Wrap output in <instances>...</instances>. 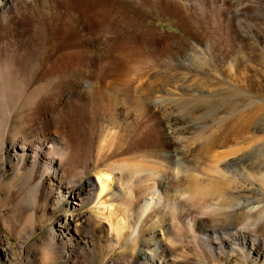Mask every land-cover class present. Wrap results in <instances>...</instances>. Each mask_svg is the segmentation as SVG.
I'll return each mask as SVG.
<instances>
[{
  "label": "rangeland",
  "instance_id": "374dc122",
  "mask_svg": "<svg viewBox=\"0 0 264 264\" xmlns=\"http://www.w3.org/2000/svg\"><path fill=\"white\" fill-rule=\"evenodd\" d=\"M101 1L102 0H95V1L94 0H62V1L61 0H36V1L28 0L27 2L29 6H27V8L23 7L20 9L21 10L19 14L20 19L18 20L17 28H15L14 25L12 26L10 22L4 23L0 28V52L2 53V54L0 53L1 54L0 55V129L3 130V133L1 135L2 138L0 137V157L2 155L1 157L2 159L0 158V162H1L0 163V264H110V262L113 259H117L118 264H140V262H138L137 259H133V256H131L132 258L130 257L131 252L136 251L139 248V246L142 244L140 239L133 240L131 243L132 246L130 245V248H129V244H128V247L125 248L124 237L121 238V241H122L121 244L116 245V242H115L116 238H115L114 232L108 231V220H107L108 217L107 216L110 214L109 211L113 209L112 205H115L117 209L119 208L118 210L117 209L112 210L113 216H117V218L122 217L126 219L128 210L131 208L129 207V203H128L129 201L128 198L130 197V195L124 192L125 193L124 196L126 197L124 196H122L123 198L118 197L115 199L116 201L114 202L112 201V198L110 197L109 194H103V196H101V199L97 201V194H96L95 188L98 186L99 181H98V174L95 173V170H96L95 167L96 165H98V163L99 165H104L107 163H118V164L120 163V166L116 169L115 173H113L114 175L111 173L110 176L111 178L117 177L119 179L122 178L121 180L123 179L125 180V177L123 176H126V173H124V171L128 167H130L129 166L130 164L132 165V162H134L133 163L134 165L138 163L139 165H142V163H144L138 158L135 159L134 157L135 153L133 151L135 150L137 151V149L140 150L142 148H147L148 146L150 147L152 146V144L157 145V139L154 138L155 133L152 128H147L145 130L136 129L134 130V132L133 131L131 132L132 134L129 133L130 136L127 135L126 138L124 137L121 140V143L110 146V144L107 143L109 141L106 140L107 141L106 142L104 140L105 139L104 135H102L103 134L102 129H104V127H103V124L101 125V120L96 110L92 108L89 105V103H85L83 106L81 105L82 107H80V105L76 103H73V102L70 103L66 112H64L65 115L63 113L62 117L59 116V118L62 121V123L67 127L68 132L70 131L69 135H70V140L72 141V144L75 143L74 145L75 146L77 145V146L76 147L74 146L75 147L74 148L75 157L72 163L68 165L69 168L67 167V169L69 171L66 170L65 175L62 177V182L64 186L76 185L79 183L78 178L82 175H85L87 177H90L92 188H94V190L91 191V196L89 200H84L82 202V205L80 206H78V204H75L73 205L71 209L65 210V211L62 210L63 206H60L61 205L60 203L56 204V202L54 201V199L51 197V195L48 192L45 193V192L39 191L36 193L34 189L32 188V186L27 184L24 179L25 174H26L25 170L24 169L18 170L17 165L15 163L16 161L14 160V158H8L7 152H5L4 150V141H6L7 140L6 138L9 137V133H13L15 135L17 134L14 137L18 138V136L21 135V132H23V128L25 126L26 128L28 127L25 121L30 116V114L34 111V108H36V105L38 104V97H41L42 94L49 95L50 92H55L54 89L62 85L64 78L66 76L69 78H72L73 75L80 74V73H86L87 71L86 61H87V58L89 57V50H91L90 49L91 47L89 46L88 41L91 40V38H93L94 36L97 37L100 33H101L100 34L101 36L100 35L99 36L102 37V39H106V38L108 39L107 42L109 41L108 45H110L111 49L113 51L116 49L114 53L115 58H113L114 61H116V66H117L114 72V74L117 75L115 84L117 83L123 84V85L121 84V86L118 85L119 88L126 87L127 82H129L130 85H134V86H136V83L139 84L140 82L139 86L136 88V91L138 93L152 91L153 89L149 90L151 85L160 86L163 89L165 88L160 93H162L168 99L167 102H169V106L177 105L176 107L177 109L182 108V111L184 113L181 112V114H184V116L190 115L191 107H186V106L182 107L183 104H181V102L179 101H176L178 93L188 92V94H185V95L190 96V98H193L195 94L196 95L194 97L198 96L199 94H200L199 96L206 97L208 93L206 92V88H202L203 85H201V83L200 85H201L202 90L200 91L202 93H198L199 91L195 90L196 88H193L194 90L184 89L183 91V87L180 88L179 86L180 84H182L181 83L182 80L181 81L176 80L177 77L174 80H172L170 72H173V71L177 72L178 70L180 71V73L183 72L184 76L186 75L187 71L178 67L180 65L178 57L181 54H183V52L180 51L182 50L183 45L189 44L190 46L194 44L195 46L198 47V49L203 48L205 45H207L214 51V54L216 56L215 58H217V60L215 59L216 66H214L213 68V72L216 75L217 79L214 81V83L216 82L214 86L215 89L213 88L211 90L212 88L211 86L210 88H208L209 90H211V92L214 93V94L212 93V96H214V98L211 99L210 101L211 104L209 100L205 101L206 99L205 97H201L203 98V100H201V98L198 96L199 97L198 99H200L199 102L200 101L201 102L198 104V107H197V113H198L197 115L202 116L205 113H210V112L214 113L216 112V110L220 111L221 109L218 108L217 106V105H220V102H225L228 109L230 111H233L232 113H235V114H237L238 112V114L246 113L245 115H247L251 111L254 112L256 109L260 108L262 109L260 110V115H259L260 127L257 126V124L253 125L250 129L251 133L249 131L248 134L250 136L253 134L259 137L264 135V110H263L264 109V27H263L264 26V0H260V1L245 0L246 2L245 1L243 2V0H221V1L219 0H189L190 2L193 1V4L189 2L191 5H193L192 10L190 11L191 14L190 12L186 13L184 10H182V9H185L184 6L186 5L184 4L186 1H183V0H164V3H163V0H157V1L149 0L150 2L148 0H141L144 3V4L142 3L143 10H141L143 15H141L142 13L140 14V12L138 13L135 12L136 14H139L140 16L138 18L137 15L134 14L135 15L134 17L135 18L137 17V20H138L145 16L143 20L140 19V22L142 21V23L150 24V25L154 24V27H156L158 30L156 32L154 31L155 33L150 32V33H145V35L142 34V37L133 35V37L131 36L132 38L130 39L128 38L129 41L124 44H120V43L117 44V42L115 41L117 40L116 35L114 33V30L111 27H108V29L107 28L105 29V27L103 28V26L101 27V22H102L101 15H103L101 13H103L104 9L111 7V8H108L107 10L115 9V11L118 12L120 11L119 9L120 4L118 5L117 2L113 3L112 1L110 3V0H105V1L103 0L102 1L103 3ZM147 1L149 4H146ZM194 2L196 3V6L194 5L195 4ZM176 3H179V4H176ZM237 3H240V5ZM105 4L106 6H104ZM107 4H110V5H107ZM168 4H169V7H167ZM197 5L198 6L201 5L200 6L201 8H199ZM234 5H236V8H234L235 7ZM185 7H187V5ZM249 8L251 9L250 11H249ZM225 9L228 10L229 12H232L234 14V18H232L230 16V13H228V11H226ZM176 10L180 12H177ZM198 10H200L201 13ZM205 11L207 13L203 14L205 13ZM215 11L217 14L215 13ZM105 12L106 10L104 11V13ZM176 12L178 14H176ZM221 12L223 13V15ZM93 13L95 16L93 15ZM188 16H189V20H188ZM110 17H112L111 19L114 18L113 16H110ZM183 17L185 19L182 22ZM191 17L194 18V20H192ZM196 17L197 18L199 17L198 21ZM229 18H232L235 21V22H232V25L230 24L231 22L229 23L228 21ZM190 19L194 22V24L190 22ZM241 21H244V22L242 23ZM92 23H94V25ZM189 23L190 24L192 23L191 24L192 26H190ZM216 23H219V24H217L216 26ZM235 23L236 24L238 23L239 26L235 25ZM96 24L97 25L100 24L99 28ZM184 24H186L187 26H185ZM241 26L244 30L246 28V29H250L251 31L246 30L244 32L242 28H239ZM217 28L218 30H216ZM237 28L239 31L235 30ZM232 29L234 31H232ZM95 31L97 32L101 31V32L97 33ZM102 32L106 33V34L103 33L105 36L102 34ZM110 33L114 35H111ZM194 33L196 34V36L194 35ZM205 33H207V35ZM238 33L241 35H239ZM199 36L201 38H198ZM103 37H106V38H103ZM110 37L111 38L113 37L114 40L110 39ZM208 37H212V38L208 39ZM216 37H220V38L216 39ZM133 38L134 39L136 38V39L134 40ZM242 38L244 39V41H242L243 40ZM199 39L202 40L203 44L201 43ZM214 41H217L216 42L217 44H215ZM110 43H113V45ZM130 44L131 45L133 44V45L131 46ZM167 44L168 45L170 44V45L168 46ZM220 46H222V48H224L226 51L222 48H221L222 50L219 49L218 47ZM126 48L128 49V52ZM121 51H124V53L122 54ZM222 52H224L223 56L225 57H224L223 62L222 60L219 62L218 58L220 57L219 55H221ZM142 54L144 56L146 54V57H144ZM130 56H132L131 58L132 61L130 60V58L126 59L125 61V58L130 57ZM141 56L143 57L141 58ZM243 57L245 58L243 59ZM148 58L150 61L148 60ZM123 61H124V64L121 63ZM134 61L136 62L138 61L134 65L135 66L137 65L139 67V72L141 69H143L141 70L143 73L140 72L138 75L132 76L131 72L128 71V69L131 70V68L135 67L133 65ZM128 63L129 65H131V68H128L129 67ZM216 63H219V64H216ZM163 64L165 66H162ZM221 64L223 66H221ZM127 65L128 67H126ZM141 65L142 66L145 65V66L141 67ZM223 67H225V69ZM124 69H126V71ZM193 69H196V67H194ZM230 70L232 71V73ZM128 72H130L131 76L129 75ZM126 73L128 75H125ZM180 73L178 75H183ZM67 77L66 79H69ZM128 77L130 78L127 79ZM242 77H246L247 81L245 78H242ZM42 78H44L45 80ZM58 79L61 81H59ZM218 79L220 81L221 79L223 81H226L225 85L218 84L217 83ZM241 79H242V82H241ZM236 83H237V87H236ZM109 84H107L109 85V87L106 85L105 90H104L107 93H111L115 90L114 83L110 82ZM243 84L245 85V87ZM24 87H27V88H24ZM35 87L37 88L34 91V96L29 102L28 90L31 88H35ZM22 91H25L23 92L24 94L22 93ZM241 92L242 93L245 92V93L242 94ZM174 93L175 94L177 93V94L175 95ZM246 93L247 94L249 93L250 95L249 94L245 95ZM19 94H21L22 96ZM219 94L221 95V97L219 96ZM191 95L193 96L191 97ZM215 96H218V97L216 98ZM243 96L245 98H243ZM21 98L23 99V101ZM13 99H16V100L14 101ZM204 101H205V104H204ZM212 101L214 105L212 104ZM258 102L261 107L257 104ZM176 103H178L179 105ZM10 104L11 106H13V108L12 107L10 108ZM200 104H202V106H200ZM204 105L207 107H205ZM204 107L206 108L207 111L205 110ZM4 116L6 117V121L4 120ZM8 118H9V121H8ZM102 138H104L102 142L105 141L106 143L104 148L101 147L103 145H100L102 144V142L100 141ZM261 143L262 144H256L258 146L256 147L257 149L253 147L254 149L250 148L249 151L247 149L244 153L239 155L237 157L238 159L236 160V162L239 163L240 161L248 158L251 152H255V149L257 150V154L259 155V158L261 159V161L264 162V152L262 153L259 152L264 149V141H261ZM104 154L106 155V158ZM107 154H109V156ZM100 155L101 156L104 155V157L101 158ZM53 156H56V154L53 153ZM125 160H127V162ZM87 163L89 164V166ZM86 165L88 166V169H89L88 171H86L87 169ZM200 165H203V164L201 163ZM201 167L202 166H200L199 168L201 169ZM45 169H47L46 171L50 170L48 167H46ZM173 171L177 172L178 166L176 167V170L174 168ZM119 176H121V178ZM211 177L212 176L206 177V176H201V175L198 176L193 173H187L184 176L183 181L188 191L191 194L209 193L210 197H214L216 195H220L225 192H230L231 196L229 200L226 201L227 204H234L235 201L243 197H248L249 199L244 206L238 209L237 213L234 214L235 216L233 215L231 218L230 217L227 218L225 214L220 213L219 218H218L219 220L218 221L216 220V222L213 221L211 225L212 224L217 225L216 226L217 228L218 226H221L223 224L231 223L235 226L236 229L241 228V229L246 230L250 234H254L255 236H258L261 240L262 248H264V183H263L264 180H261L258 182L257 180L253 181V179H250V178L247 179V178H242V177L241 178L232 177L231 179H228V180H224L222 178L219 179V177H215V176L212 178ZM72 179H74V181ZM124 180L123 182L119 180V185L125 191L127 189L125 185L123 184ZM50 183L51 185L48 184V187L54 190L53 193L60 191V193L62 194V191L63 192L65 191L63 185H62L63 187L60 186L58 189V184L56 181L51 180ZM258 192L260 194H258ZM70 195L71 194L69 193V195L67 196L69 200L72 202L76 201L74 197L73 196L71 197ZM125 198L127 199L125 200ZM185 204L187 203H184L182 207H185L186 206ZM188 205H190V203H188L186 207L190 208L193 212L191 214L192 218L190 219V221H192L193 224L195 223L194 226H189V223L192 224L191 222H189V220H188L189 222L188 225L186 224L187 217H186V220L185 218L179 219L181 222L178 219H177L178 220L177 222L176 219H172L170 217H168L169 219L167 220V222H164L166 221L167 217L163 218V220H157V222L158 223L160 222L161 224L173 222L172 224L174 225L176 224L173 227L174 230L181 231L180 233L178 232V234H180L183 237L180 236L181 237L180 240L177 239V240H173L172 242L176 246V253L173 254L175 257L173 256V258L175 259L179 258L178 260L187 259L185 261L186 262L185 264H199V263L200 264H255L249 258H246V259L241 258L239 255H235L234 252H232V249L229 246L236 247V244L234 242V239H232V237L229 235L227 236L226 234L222 235L223 238L225 236L227 237L226 241L230 243L228 247L223 248V249H220V248L218 249L216 248L217 244H213L216 247L214 248L213 246L212 248L211 247L212 244H209L207 240L201 237L202 226L198 224V222L205 220V218L207 217L205 216L204 218L201 217L202 216L201 212H203L201 208L198 209V207L193 205L196 207L195 209H193L194 208L193 206L191 205L188 206ZM166 206L167 205L165 204L162 207L161 206L160 207L169 209L171 208L172 205L168 204L167 208ZM252 208L254 211L252 210ZM103 210H105L106 213H103L102 212ZM65 214H67L68 216L82 215L86 217H92L93 219L92 218L90 219L91 223H95V224L101 223V224L99 225L97 224L98 226L94 225L95 226L94 228L92 227V225L88 227V225L86 224L84 229L81 228V232L83 233L81 235L82 240L71 241V242L64 240V241L59 242L56 238H54V235L52 233L53 223L59 215L65 217ZM170 219H172V221ZM255 222L257 223L255 224ZM185 225H187L186 229H184ZM253 225H256V226H253ZM187 227L189 229H187ZM206 227L212 228L211 226H206ZM146 228L147 229L145 232L148 231L147 233H149L150 227L149 228L146 227ZM90 230L92 233L90 232ZM126 230L124 232L125 235L127 233ZM84 231L85 233L87 232L90 235H92L93 239L90 240L89 244L83 243L84 242L83 241ZM226 237L224 239H226ZM177 242H179V244ZM69 248H70V253H68ZM126 252L128 253V255ZM36 253L38 255H36ZM67 253L69 255H67ZM119 253L120 254L123 253L126 256L125 259H123L122 261L118 260V257L120 256ZM67 257L69 258L68 260L66 259Z\"/></svg>",
  "mask_w": 264,
  "mask_h": 264
},
{
  "label": "bare ground",
  "instance_id": "6f19581e",
  "mask_svg": "<svg viewBox=\"0 0 264 264\" xmlns=\"http://www.w3.org/2000/svg\"><path fill=\"white\" fill-rule=\"evenodd\" d=\"M27 1H25V0H0V28L4 23H7V22H10L12 24V26L14 25V27L17 28L18 20L20 19L19 18V14L21 11L20 9L23 7L27 8V6H29ZM33 1H36V0H33ZM111 1L113 3L117 2L118 5L120 4V8L118 7L120 9V11L117 12V11H115L114 8H113L114 10H107L108 8H111V7H108V8L103 7V8H105L104 11L106 10V12L104 13V11L102 10L103 13H101V14H103V15H101V19H102L101 27L103 26V28L105 27V29L106 28L108 29V27H111L114 30V33H115L116 39H117L115 41L117 42V44L118 43H120V44L127 43L129 41V39L133 37V35L142 37V34L145 35V33H150V32H154V31L156 32L158 30L156 27H154V24L150 25V24L142 23V21L140 22V19L143 20V18H145V16L137 20V17L139 18L140 15L136 14V13H138V12H140V14L142 13L141 10H143V4H144L143 1H141V0H139V1L138 0H110V3H111ZM148 1H147V3L146 2L145 3L149 4ZM183 1H186L184 4H186L187 7H185L186 6L185 5L184 6L185 9H182V10H184L186 13L190 12L192 10V6H193L190 3L193 4V1L192 2H190L189 0H183ZM219 1H221V0H219ZM244 1L245 0H243V2ZM257 1H260V0H257ZM172 2H171V4H172ZM163 3H164V0H163ZM165 3H166V1H165ZM156 4H157V2H156ZM169 4L167 7H169ZM176 4H179V3H176ZM237 4L240 5V3H237ZM241 4H242V2H241ZM107 5H110V4H107ZM194 5L196 6V3ZM236 5H234L235 6L234 8H236ZM104 6H106V4ZM200 6H198V7L201 8ZM165 7H166V5H165ZM99 8H101V7H99ZM199 8H197V9H199ZM240 9H238V10H240ZM203 10H201V11H203ZM235 10H237V9H235ZM250 10L251 9L249 8V11ZM170 11H172V10H170ZM198 11L200 12V10H198ZM226 11H228V10H226ZM246 11H247V9H246ZM177 12H180V11H177ZM177 12H176V14H178ZM165 13H166V11H165ZM206 13L207 12L205 11V13H203V14H206ZM215 13H216V11H215ZM228 13H230V16L232 18H234V14L232 12L228 11ZM134 14L137 15L136 18L134 17L135 16ZM190 14H191V12H190ZM93 15H94V13H93ZM141 15H143V13ZM218 15H220V14H218ZM222 15H223V13H222ZM110 16H113L114 18L111 19L112 17H110ZM146 16H148V15H146ZM184 17L182 19V22L185 19ZM196 18H195V20H196ZM198 18H197V21H198ZM232 18H229V20H228L229 23L231 22L230 23L231 25H232V22H235ZM203 19H205V18H203ZM188 20H189V16H188ZM192 20H194V18H192ZM192 20L190 19V22H192L194 24V22ZM99 21H100V19H99ZM239 21H240V19H239ZM244 21H241V22L243 23ZM180 22H181V20H180ZM195 23H196V21H195ZM92 24L94 25V23H92ZM191 24L189 23L190 26H192ZM217 24H219V23H216V26H217ZM245 24H246V22H245ZM99 25H97L98 28H99ZM184 25L187 26L186 24H184ZM214 25H212V26H214ZM235 25H238V23L237 24L235 23ZM251 26H253V25H251ZM229 28H231V27H229ZM239 28H242V26ZM216 30H218V28ZM235 30H238V28ZM246 30L251 31L250 29L245 28L244 32ZM232 31H234V30L232 29ZM240 31H241V29H240ZM95 32H97V31H95ZM100 32L98 31L97 33H100ZM104 32H102V34ZM195 33H194V35L196 36ZM210 33H212V32H210ZM104 34H106V33H104ZM205 34L207 35V33H205ZM99 35L97 37L94 36L95 38L93 37V38H91V40L88 41L89 42L88 44L91 47L90 48L91 50H89V57L87 58V61H86V63H87L86 73H80V74L73 75L72 78H69L66 76L69 79H66V77H65L64 81L62 80L63 81L62 85L60 83L61 86H58L57 88L54 89L55 92H50L51 94L49 93V95L42 94L41 97H38V104L36 105V108H34V111L30 114V116L25 121L27 123L28 127L26 128V126H25L23 128V132H21V135L18 136V138L14 137L17 134L15 135L13 133H9V137L6 138L7 139L6 141H4V150H5V152H7L8 158H14V160L16 161L15 163L17 165L18 170L19 169L25 170L26 174H25L24 179H25L26 183L31 185L36 193L39 191H42L45 193L48 192L51 195V197L54 199L56 204L60 203L61 204L60 206H63L62 210H64V211L71 209L73 207V205H75V204H78V206L82 205V202L84 200H89V198L91 196V191L94 190V188H92V183H91L90 177L82 175L78 178L79 183L76 185H71V186H64V184L62 182V177L65 175L66 170H68L67 169L68 165H70L72 163V161L74 160V157H75L74 156V148L77 145L75 146L74 145L75 143L72 144V141L70 140V135H69L70 131L68 132L67 127L62 123V121L59 118V116L62 117V114L64 112H66L70 103H72V102L76 103V104L80 105V107H82L85 103H89V105L92 108H94L96 110V112L98 113L99 118L101 120V125L103 124V127H104V129H102V132H103L102 135H104L105 139L102 138L100 140L101 142L103 139L105 141L108 140L109 142H107V141L106 142L109 143L110 146H113V145L121 143V140L124 137L126 138L127 135H129V133H131L132 131L134 132V130H136V129H140V130L144 129L145 130L147 128L153 129V131L155 133L154 138L157 139V145L152 144V146H150V147L148 146L147 148H142L140 150L137 149V151L136 150L133 151L135 153V156H134L135 159L138 158L139 160H141L144 163L141 162L142 165H139V163L134 165L133 164L134 162H132V165L129 163L130 167H128L124 171V173H126V176H123V177H125V180L123 179L124 180L123 184L125 185V187L127 189L125 191L119 185V180L121 182H123V180H121L122 175L119 176L121 179L114 177V176H113L114 178H111V176H110L111 173L112 174L115 173L116 169L120 166V163L119 164L118 163H107L104 165H99V163H98V165H96V167H95L96 168L95 173L98 174V181H99L98 186L95 188L96 194H97V201L101 199V196H103V194H109L110 197L112 198V201H114V202L116 201L115 200L116 198L124 196L125 193H128L130 195V197L128 198V200H129L128 203H129V207H131V208L128 210V213L126 215V219H124L122 217L117 218V216H113L112 210L117 209V207L115 205H112L113 209L109 211L110 214L108 213L109 214L107 216L108 218L106 217L108 220V231L114 232L115 238H116V240H115L116 245L121 244V242H122L121 238L122 237H124L125 248L128 247V244H129V248H130V245H131L133 240L140 239L142 244L139 246V248L136 251L131 252V255L129 254L130 257L133 256V259H137V261L140 262V264H181V263L185 264L186 263L185 261L187 259L186 260H183V259L178 260L179 258L178 259L173 258V256H174L173 254L176 253V246L172 242H173V240H177V239L180 240V238L183 237L180 234H178V232L180 233L181 231H175L174 230L173 227L176 224L175 225L172 224L173 222L161 224L160 222L158 223L157 220H163V218L167 217L166 221H164V222H167V220L169 219L168 217H170L172 219H176V221L178 222L179 219L185 218V220H186V217H187V220H186L187 223L186 224L188 225V223L191 222L192 224L189 223V226H194L195 223L193 224V222L190 221V219L192 218L191 214L193 212L190 208L186 207L187 204L190 203L191 206L195 205L196 207H198V209L201 208L203 210V212H201L202 213L201 217H203V218H204V216L207 217V218H205V220L198 222V224L202 226L201 237L204 238L205 240H207L209 242V244H212V246H211L212 248H213V246H214V248L216 247L213 244H217L216 248H218V249L219 248L223 249V248L228 247L230 243H228L226 241L227 240L226 236L229 235L232 237V239H234V242L236 244V247L235 246H229L235 255H239L241 258H244V259L249 258L255 264H264V248H262L261 240L258 236H255L254 234H250L249 232H247L246 230L241 229V228L236 229L235 226L231 223L223 224L221 226H218L217 228H216L217 225H213V224L211 225V223L213 221L216 222V220L217 221L219 220L218 218H219L220 213L225 214V216H227V218L228 217L231 218L235 213H237V211L240 207H242L246 204V202L249 200L248 197H243V198L235 201L234 204H227L226 201L229 200V198L231 196L230 192H225L223 194L216 195L214 197H210L209 193H202V192H201L202 194H200V193L199 194H191L188 191V189H187V187L183 181L184 176L187 173H193V174H196L198 176L201 175V176H206V177H208V176L214 177L215 176V177H219V179L222 178L224 180L231 179L232 177L233 178L234 177H237V178L242 177V178H247V179L250 178V179H253V181L257 180L258 182L261 180H264V162L261 161V159L259 158V155L257 154V150H256L257 149L256 147H258L256 144H262L261 141H264L263 140L264 135L259 137V136L253 135V134L250 136L248 134L253 125L257 124V126L260 127L259 115H260V110H262V109H260L258 107L259 109H256V110L254 109L255 110L254 112L251 111L247 115H245L246 113L245 114L244 113L238 114V112H237V114H235V113H232L233 111H230L228 109L225 102H220V105H217L218 108L221 109V110L219 109L220 111L216 110V112H214V113L213 112H210V113L204 112L205 114H203L201 116V115H197L198 114L197 113V107H198V104L201 102V101L199 102L200 99H198V98L199 97L200 98L205 97V96H199L200 94L199 95L197 94L199 97L198 96L194 97L196 94L194 95L192 93L194 96L191 95V97L193 96V98H190V96L185 95V94H188V92L178 93L179 92L178 91L177 92L178 94L176 93L177 94V100L176 101L181 102V104H183L182 107H184V106L191 107L190 115L184 116V114H181V112H183L182 108L177 109L176 108L177 105L169 106V102H167L168 99L162 93H160L165 88L163 89L160 86L151 85L149 90L153 89L152 91H147L144 93H138L136 91V88L139 86L140 82H139V84L136 83V86L130 85V83L127 82V85L124 84V85H126V87L123 86L124 88H122V87L119 88L118 85L121 86L122 83L121 84H118V83L115 84V81L117 79L116 78L117 75L114 74L115 69L117 67L116 61H114V59H113V58H115L114 53H115L116 49L113 51L111 49L110 45H108V42H109V41L107 42L108 39L106 37H103L106 39H102V37H100L101 35L100 36ZM111 35H114V34H111ZM239 35H241V34H239ZM200 36L198 38H201ZM209 36H211V35H209ZM149 38H147V39H149ZM202 38H204V37H202ZM209 38L211 39L212 37H208V39ZM214 38H215V36H214ZM217 38H220V37H216V39ZM110 39L114 40L113 37L112 38L110 37ZM195 40H196V38H195ZM79 41H81V40H79ZM200 41L202 43V40H200ZM219 41H220V39H219ZM242 41H244V39ZM261 41H263V40H261ZM149 42H150V40H149ZM216 42L217 41H214L215 44H217ZM110 44L113 45V43H110ZM142 44H143V42H142ZM193 45H190V46H189V44L183 45L182 50H180L181 47L179 49L181 52H183V54H181L178 57L179 64H180L178 67L187 71L186 72L187 76L186 75L184 76V73L183 72L180 73V71H178V70H177V72L176 71L170 72V75H171L172 80H174L176 77H177L176 80H179V81L182 80V82H181L182 84H180L179 86H180V88L183 87V91H184V89H186V90L190 89L191 90L193 88H196L195 90H198L199 91L198 93H202L200 90H202L201 85H203L202 88H206V92L208 93V95L205 97L206 99L205 98L204 99H205V101L209 100V102H210L211 99L214 98V96H212L213 92H211V90L213 88L215 89L214 86H215L216 82L214 83V81L217 79L216 75L213 72V68H214V66H216L215 65V59L217 60V58H215L216 56L214 54V51L210 47H208L207 45H205L203 48H199V49L197 46H195V45L193 46ZM9 46H7V47H9ZM89 46H87V47H89ZM127 46H128V44H127ZM132 48H134V47H132ZM218 48L221 49L222 46H220ZM134 49H136V48H134ZM222 49H224V48H222ZM86 52H85V54H86ZM127 52H128V49H127ZM130 52H131V50H130ZM175 52H176V50H175ZM78 53H80V52H78ZM83 53H81V54H83ZM121 53L123 54L124 51H121ZM135 53H136V51H135ZM223 53L224 52H222L221 55L218 54L220 56L218 58L219 62L221 60L223 62V60H224L225 56H223L224 55ZM116 54H118V53H116ZM65 56H67V55H65ZM143 56H141V58ZM222 56H223V58H222ZM116 57H118V56H116ZM139 57H140V55H139ZM144 57H146V54ZM129 58L132 61V59H131L132 56L125 58V61H126V59H129ZM244 58L245 57H243V59ZM2 59H4V58H2ZM148 60H149V58H148ZM131 61H130V63H131ZM137 62L134 61L133 65ZM121 63L124 64V61ZM216 64H219V63H216ZM128 65H129V63H128ZM128 65L126 67H128ZM131 65H132V63H131ZM131 65H129L128 68H131ZM148 65H149V63H148ZM231 65H232V63H231ZM136 66L134 68H131V70L126 68V69H128V71L131 72L132 76L138 75L140 72H142L141 70H143V69H141L139 72V67L138 66L136 67ZM144 66L141 65V67H144ZM162 66H165V65L163 64ZM221 66H223V65L221 64ZM194 67H196V69H193ZM223 68L225 69V67H223ZM245 68H246V66H245ZM126 69H124V70L126 71ZM130 72H128L129 75H130ZM179 73L183 74V75H178ZM231 73H232V71H231ZM125 75H128V74L126 73ZM242 75H243V73H242ZM129 78L130 77H128L127 79H129ZM242 78L246 79V77H242ZM42 79H44V78H42ZM218 80H217L218 84H224L225 85L226 81H223L221 79V81H222L221 82L220 80L219 81ZM59 81H61V80H59ZM246 81H247V79H246ZM110 82L114 83V89L115 90L111 93H107L104 90H105L106 85L109 84ZM241 82H242V79H241ZM200 83H201V85H200ZM55 85H57V84H55ZM109 85H107V86L109 87ZM29 86H31V85H29ZM210 86L212 87L211 90L208 89V88H210ZM230 86H231V84H230ZM233 87H234V85H233ZM236 87H237V83H236ZM238 87H240V86H238ZM244 87H245V85H244ZM24 88H27V87H24ZM36 88L37 87L31 88L28 90L29 102L33 98L34 91ZM111 88H113V87H111ZM175 89H177V88H175ZM22 90H24V89H22ZM23 92H25V91H22V93ZM243 93H245V92H243ZM189 94H191V93H189ZM248 94L246 93L245 95H248ZM19 95H21V94H19ZM219 96L221 97L220 94H219ZM215 97L217 98L218 96H215ZM243 98H245V97L243 96ZM219 99H221V98H219ZM219 99H218V101H219ZM13 100L15 101L16 99H13ZM201 100H203V98H201ZM230 100H231V98H230ZM22 101H23V99H22ZM205 101H204V104H205ZM178 103H176V104H178ZM18 104H20V103H18ZM206 104H207V102H206ZM210 104H211V102H210ZM212 104H213V101H212ZM257 104L260 106L259 102ZM200 106H202V104H200ZM11 107L13 108V106H11V104H10V108ZM205 107H207V106H205ZM213 107H215V106H213ZM11 110H13V109H11ZM205 110H206V108H205ZM239 112H241V111H239ZM246 112H248V111H246ZM64 115H65V113H64ZM15 117H16V115H15ZM4 120L6 121L5 116H4ZM97 120H99V119H97ZM8 121H9V118H8ZM96 122H98V121H96ZM89 128H91V127H89ZM91 132H93V131H91ZM2 133H3V130L0 129V137H1ZM250 133H251V131H250ZM75 137H76V135H75ZM101 137H103V136H101ZM89 140H91V139H89ZM105 141H103L102 144H100V145H103V146H101L103 148L106 144ZM253 147L256 148L255 152H251L250 155L248 156V158H246V159L244 158L245 160H242L239 163L236 162V160L238 159L237 157L239 155L244 153L247 149L249 151V149L253 148ZM263 150H261L259 152L262 153V152H264ZM53 153H55L56 156H53ZM104 155L103 156L100 155V157L102 158V157H104ZM107 155L109 156V154H107ZM1 157H2V155H1ZM105 158H106V155H105ZM121 158H123V157H121ZM125 161L127 162V160H125ZM201 163L203 165H200ZM88 166H89V164H88ZM88 166L86 165V168H87L86 171L89 170ZM177 166H178V171L177 172L173 171L174 168L176 170ZM200 166H202L201 169L199 168ZM46 167H48L50 170L46 171L47 170V169H45ZM235 168H236V170H235ZM80 175H81V173H80ZM51 180H54L57 182L58 189L60 186L63 185L65 191L64 192L62 191V194L60 193V191L53 193L54 190H52L48 187V184L51 185V183H50ZM72 180L74 181V179H72ZM239 181H240V179H239ZM233 183H234V181H233ZM240 183H242V182H240ZM124 185H123V187H124ZM63 193H65V194H63ZM69 193L71 194L70 196L71 197L73 196L76 201L72 202L69 200V198L67 197L69 195ZM258 194H260V193L258 192ZM124 197H126V196H124ZM209 198H211V199H209ZM126 199L127 198H125V200ZM184 203H187V204H185L186 206L184 205L185 207H182V205ZM130 204H131V206H130ZM165 204L167 206H168V204L169 205L171 204L172 206L169 209L161 208ZM190 205H188V206H190ZM167 206H166V208H167ZM195 206H193L194 207L193 209L196 208ZM250 210H251V208H250ZM252 210H253V208H252ZM102 212L106 213L105 210H103ZM91 218L92 217H86V216H82V215H80V216L79 215L68 216L67 214H65V217L59 215L53 223V230H52L53 232L52 233L54 235V238H56L59 242L64 241V240H66L68 242L82 240L81 235L83 233L81 232V228L84 229L86 224L88 225V227L90 225H92V227L94 228L95 227L94 225L98 224V223L97 224L91 223V220H90ZM172 219H170V220L172 221ZM188 220H189V222H188ZM246 222H247V220H246ZM256 223L257 222H255V224ZM99 224H101V223H99ZM187 225H185L184 229H186ZM178 226H180V225H178ZM206 226H211L212 228H209ZM253 226H256V225H253ZM146 227H148V228L150 227L149 233H147L148 231L145 232L147 229ZM188 227H187V229H189ZM175 229H176V227H175ZM125 230L127 231L126 235L124 234ZM90 232H91V230H90ZM223 234H226V236L224 235L226 237V239H224L225 237L224 238L222 237ZM83 239H84L83 243L89 244L90 240H92L93 238H92V235H90L87 232L85 233V231H84ZM177 243L179 244V242H177ZM125 248H124V250H125ZM68 253H70V248L68 249ZM68 253H67V255H69ZM36 255H38V254L36 253ZM127 255H128V253H127ZM198 255H199V253H198ZM125 257H126L125 254L121 253L120 256L118 257V260L122 261L123 259H125ZM66 259L68 260L69 258L67 257ZM38 260H39V258H38ZM110 264H118L117 259H113L110 262Z\"/></svg>",
  "mask_w": 264,
  "mask_h": 264
}]
</instances>
